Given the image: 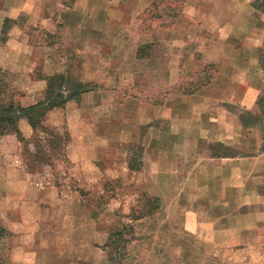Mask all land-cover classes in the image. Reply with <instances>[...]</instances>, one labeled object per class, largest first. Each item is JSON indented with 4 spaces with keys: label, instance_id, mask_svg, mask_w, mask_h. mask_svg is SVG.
<instances>
[{
    "label": "crops",
    "instance_id": "crops-1",
    "mask_svg": "<svg viewBox=\"0 0 264 264\" xmlns=\"http://www.w3.org/2000/svg\"><path fill=\"white\" fill-rule=\"evenodd\" d=\"M161 1L0 0V34L3 21L15 20L21 13L27 15L29 27L38 25L48 33L57 23L64 25L63 36L76 57L63 66L70 70L69 85L93 89L49 110L44 123L58 133L65 131L64 157L85 177L101 176L96 165L102 154L112 148L120 151L126 120L139 127L164 114L175 129L172 133L192 135L204 145L214 139L235 152L221 163L215 162L216 157L197 162L189 182L204 200L245 197L261 203L242 209L238 216L232 208L226 212L225 203H214L209 209L213 219L196 226L209 236L203 239L214 247H264V0H165L177 1L180 20L173 18L166 28L147 35V42H160L165 50V66L153 69L160 78V90L155 93L163 94L164 105L150 106L133 98L114 103L116 92L111 88L135 85L137 77L130 83L126 71H135L145 38L138 35L139 17ZM195 56L198 64L215 65L216 72L209 82L189 92L184 88L196 79L181 75ZM34 66L25 33L13 27L7 41L0 43V68L20 74L21 80L13 86L20 95L14 101L23 108L49 97L47 82L30 78ZM116 72L118 77H111ZM62 93L68 95V91ZM188 114H196L192 124ZM17 127L25 140L33 136L26 119H19ZM111 142L116 146H110ZM194 145L183 143L187 150ZM239 150L247 154L239 156ZM29 151L33 153L34 148ZM21 155L16 136L0 137V225L23 241L13 249L21 258L19 264H110L98 248L105 245L109 233L95 238L93 210L63 201L54 187L36 184L25 171ZM75 197L72 201H80ZM186 226L187 231L196 230Z\"/></svg>",
    "mask_w": 264,
    "mask_h": 264
},
{
    "label": "rangeland",
    "instance_id": "rangeland-1",
    "mask_svg": "<svg viewBox=\"0 0 264 264\" xmlns=\"http://www.w3.org/2000/svg\"><path fill=\"white\" fill-rule=\"evenodd\" d=\"M178 9L177 1L163 0L140 15L138 35L145 38L137 53L135 71H126L130 83L137 77L133 81L135 85L111 88L116 92L114 103L133 98L150 106L164 105L163 94L160 92L156 96L155 93L160 90L157 87L160 78L153 75V69L160 64L165 66V50L160 42H147V35L154 33L158 27L166 28L173 18L179 21L176 17ZM13 27L25 33L34 58L31 80L44 79L47 82L53 79L55 83L51 85L54 90L68 93L93 89L88 85H69L70 70H63V66L73 62L76 57L70 50L68 39L63 36L66 30L62 23L55 25L53 33H48L38 25L29 27L27 15L21 13L15 20L3 21L0 43L7 41ZM162 59L164 61L161 62ZM198 62L195 56L193 65L181 75L185 79H196L194 85L184 88L185 91H196L198 84L209 82L216 72L215 65L203 66ZM167 63H171V60ZM162 74L165 75V71ZM19 75L0 68V80L9 88V94H14L13 100L20 95L13 87L21 80ZM77 75L85 76V73L77 72ZM118 75L116 72L111 77L117 78ZM59 78L65 82L57 88ZM188 116L190 124L196 121V114ZM167 117L161 114L139 127L133 123L130 125L126 120V136L121 138L120 151L112 148L102 154L101 161L96 165L101 172L99 177H85L82 170L67 162L64 157L65 131H53L43 120L41 126L47 134L43 136L37 133L34 141H31V137L20 143L23 167L34 176L36 184L45 188L54 187L63 201L86 205L93 210L95 238L99 239L103 232L109 233L105 245L98 248L106 253L110 264H262L263 246L214 247L205 241L209 236L196 227L201 222L213 219L209 209L219 201V206L225 203V211L232 208L236 216L244 208L257 204L261 206L260 201L245 197L208 200V203L203 199V194L195 191V184L189 182L197 171L200 159L206 158L208 161L210 157H216L215 162L221 163L235 152L215 143L214 139H208L204 145L202 140L199 142L192 135L172 133L175 129ZM112 123H116V120ZM180 123L176 126L180 127L178 130L181 129ZM247 138L253 140L250 136ZM238 139L243 140V135H238ZM189 141L195 145L187 150L183 143ZM255 141L258 142L257 139ZM262 141L264 144V135ZM109 144L116 146L114 142ZM29 148H34V152L31 153ZM238 153L240 156L247 154V151L239 150ZM239 194L240 191L237 192ZM75 196L80 201H72ZM11 217L14 219L15 215ZM186 224L194 226L196 230L183 229ZM22 242L20 236L7 232L0 225V264H19L21 258L13 249ZM182 260L188 262L182 263Z\"/></svg>",
    "mask_w": 264,
    "mask_h": 264
},
{
    "label": "trees",
    "instance_id": "trees-1",
    "mask_svg": "<svg viewBox=\"0 0 264 264\" xmlns=\"http://www.w3.org/2000/svg\"><path fill=\"white\" fill-rule=\"evenodd\" d=\"M6 22H8V20H6ZM57 82H59L57 88H60L62 83L61 78H59ZM52 83H55L53 79L47 80V93L49 97L45 102L23 108L14 102V94H9V88L0 80V137L15 135L20 143L26 142L27 140L21 136L17 127V122L21 118L26 119L33 130L31 141H34L37 133L43 135L47 134V132L43 130L45 128L41 126L46 113L53 108L64 106L66 101L76 98L81 93L72 91L68 93L67 96H64L60 89H53ZM129 168L132 170V167L129 166Z\"/></svg>",
    "mask_w": 264,
    "mask_h": 264
}]
</instances>
